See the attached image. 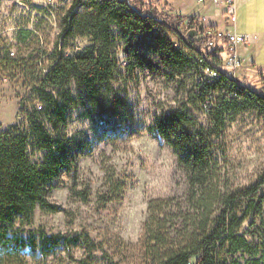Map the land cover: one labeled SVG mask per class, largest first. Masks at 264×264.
<instances>
[{
    "label": "rangeland",
    "instance_id": "rangeland-1",
    "mask_svg": "<svg viewBox=\"0 0 264 264\" xmlns=\"http://www.w3.org/2000/svg\"><path fill=\"white\" fill-rule=\"evenodd\" d=\"M72 3L0 0V48L6 44L14 61L9 69L0 70L8 80L0 83V131L14 124L28 125V115L36 113L55 136V111L61 107V137L72 142L79 155L78 189H90L86 202L71 197V182L63 173L65 184L50 197V202L63 210L52 213L37 208L32 222L18 219L17 236L28 243L34 239L37 246H27L20 253L0 252V264H147L149 203L169 198L183 202L187 196L186 174L173 149L154 130L155 121L178 109H188L199 125L208 127L216 113L188 106L187 93L195 74L177 76L165 70L153 35H129L128 39L117 28L113 29L117 74L102 88L101 100L71 83L52 91L59 107L53 110L46 106L48 101L39 91L35 76L55 55H70L91 45L89 38L66 35L65 17ZM168 3L167 7L160 6L165 14L188 19L202 17V10L209 7L203 8L197 0ZM19 32L29 34L17 35ZM172 41L180 47L177 40ZM136 52L140 56H135ZM249 74L250 78L246 71L241 72L239 82L252 87L251 80L264 77V72ZM41 105H45L42 110ZM218 143L213 167L220 185L249 186L264 175V121L256 113L245 110L231 115ZM30 155L38 160L42 152L31 144ZM108 171L125 190L119 200L104 203L103 197L111 194ZM260 193L264 194V185ZM241 232L264 250V208L257 219L251 216L243 224ZM46 237L51 241L44 247ZM241 257L244 263L249 259L248 255Z\"/></svg>",
    "mask_w": 264,
    "mask_h": 264
},
{
    "label": "trees",
    "instance_id": "trees-1",
    "mask_svg": "<svg viewBox=\"0 0 264 264\" xmlns=\"http://www.w3.org/2000/svg\"><path fill=\"white\" fill-rule=\"evenodd\" d=\"M168 2L73 0L65 17L66 35L89 38L91 45L80 52L50 59L45 70L35 76L39 91L48 101L46 106L53 110L59 105L52 91L58 92L71 83L99 101L102 88L111 84L117 74L113 29L117 28L128 39L129 35H153L165 70L177 76L192 71L195 74V82L187 93L188 106L216 114L208 127L199 125L188 109H178L155 121L154 130L173 149L186 174L187 196L183 202L169 198L149 203L145 224L147 264H264V250L241 232L251 216L257 219L263 212L264 194L260 190L264 175L253 185L228 187L216 181L213 167L219 139L231 115L249 110L264 121V77L251 80L254 81L251 87L223 72L226 48L223 45L206 50L197 48L195 36L190 37L189 33L199 34L200 17L167 15L161 7H167ZM183 25L185 30L181 31ZM155 29L172 36L171 39L162 32H154ZM18 34L27 36L29 32ZM172 38L180 47H175ZM5 47L6 44L0 48V70L9 69L14 63ZM135 56L140 55L136 52ZM199 59L203 65L218 70L220 76L202 78ZM58 110L52 126L57 132L55 136L36 113L28 115V125L14 124L0 131V252L20 253L27 246H37L34 239L28 243L17 236V221L22 218L32 222L37 208L52 213L63 210L50 202L52 192L65 184L63 173L71 182L70 196L84 202L89 200V187L78 189L79 155L73 143L61 137L58 121L63 117V109ZM31 144L42 152L38 160L31 158ZM107 180L111 194L103 197V202L119 200L125 186L114 181L113 172L108 171ZM50 241L46 237L44 247ZM243 255L249 256L245 263L241 260Z\"/></svg>",
    "mask_w": 264,
    "mask_h": 264
},
{
    "label": "built area",
    "instance_id": "built-area-1",
    "mask_svg": "<svg viewBox=\"0 0 264 264\" xmlns=\"http://www.w3.org/2000/svg\"><path fill=\"white\" fill-rule=\"evenodd\" d=\"M199 3L206 5L208 2L222 8L223 23L222 24H208L205 17H200L202 29L199 34L193 38L194 45L201 49H212L218 45H223L226 48L225 56L222 61L221 69L230 77L238 80L241 72L246 71V63L240 57L238 51L240 47H248L254 42V38L248 34H240L235 30L238 19V0H198ZM199 63L203 61L199 59ZM199 74L208 76L212 79L220 76V72L210 66L200 65ZM247 73V72H246ZM7 76L0 75V83H6ZM240 83V82H239ZM241 84V83H240Z\"/></svg>",
    "mask_w": 264,
    "mask_h": 264
},
{
    "label": "crops",
    "instance_id": "crops-1",
    "mask_svg": "<svg viewBox=\"0 0 264 264\" xmlns=\"http://www.w3.org/2000/svg\"><path fill=\"white\" fill-rule=\"evenodd\" d=\"M199 3V1L197 0ZM203 8L202 14L208 24H222V8H217L208 2L199 3ZM238 19L235 30L240 34H248L254 42L248 47H240L239 55L246 63V72H264V0H238Z\"/></svg>",
    "mask_w": 264,
    "mask_h": 264
},
{
    "label": "water",
    "instance_id": "water-1",
    "mask_svg": "<svg viewBox=\"0 0 264 264\" xmlns=\"http://www.w3.org/2000/svg\"><path fill=\"white\" fill-rule=\"evenodd\" d=\"M196 34H197V31H193V32H190V33H189V36H190V37H194V36H196Z\"/></svg>",
    "mask_w": 264,
    "mask_h": 264
}]
</instances>
